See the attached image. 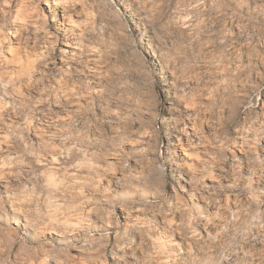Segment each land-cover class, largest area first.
<instances>
[{"label":"rangeland","instance_id":"374dc122","mask_svg":"<svg viewBox=\"0 0 264 264\" xmlns=\"http://www.w3.org/2000/svg\"><path fill=\"white\" fill-rule=\"evenodd\" d=\"M45 1L0 0V264H264V0Z\"/></svg>","mask_w":264,"mask_h":264},{"label":"bare ground","instance_id":"6f19581e","mask_svg":"<svg viewBox=\"0 0 264 264\" xmlns=\"http://www.w3.org/2000/svg\"><path fill=\"white\" fill-rule=\"evenodd\" d=\"M46 6L51 7L55 3H60V0H46ZM51 2H54V4ZM27 3L23 4L19 10L17 11V18L22 22H28L29 19L34 18L35 16L47 17L46 11L41 6L36 5L33 7L32 11H29ZM68 21L70 23L74 22L72 15H68ZM0 43L4 44V50L0 53V64L2 65H14L15 69L11 71L13 76H19L22 74H31L36 66V57L31 54H24L20 52L18 48L12 46L13 40L11 36L7 33H1L0 35ZM73 92V91H72ZM2 166V164L0 165ZM1 168V167H0ZM1 173V172H0ZM55 176L51 177V182L53 184H57L58 182ZM58 185V184H57ZM158 245L161 249H169L172 246L171 241L165 239L164 237H160L158 239ZM172 249V248H171Z\"/></svg>","mask_w":264,"mask_h":264}]
</instances>
